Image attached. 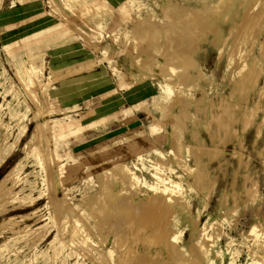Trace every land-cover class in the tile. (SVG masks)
I'll list each match as a JSON object with an SVG mask.
<instances>
[{"label": "rangeland", "instance_id": "obj_1", "mask_svg": "<svg viewBox=\"0 0 264 264\" xmlns=\"http://www.w3.org/2000/svg\"><path fill=\"white\" fill-rule=\"evenodd\" d=\"M215 1L0 0V141L6 137V145H12L11 154L0 165V247L14 232L18 235L0 252V264H60L69 251V261L76 264H211L216 249L221 252L216 264H264V245L253 235L264 232V98H260L264 93V56L258 52L260 45L264 46V28L260 26L264 0H247L244 5L239 0L223 20L211 7ZM179 6L188 14L196 12L193 15L191 11L193 17H189L183 11L184 20L180 21L183 12L179 11L184 9ZM168 10H176V15L172 13L178 19L172 13L173 18L167 16ZM188 17L194 19L187 20L191 27L184 24ZM250 23L254 29L248 27ZM194 30L199 33L192 35ZM188 33L196 39L190 42L193 46L189 43L192 48ZM245 33H252L249 36L254 42L248 35L242 38ZM233 48L239 51L238 57L248 54L245 66L239 59L228 65ZM260 58L255 88L248 82L240 88L238 83L252 67L251 61ZM32 68L36 69V83L28 88L25 80ZM158 99L163 102L155 103ZM109 102H116L115 107L96 111ZM224 107L232 111L231 116L225 115ZM222 121L231 124L228 131L232 134L218 126ZM138 127L139 137H128ZM50 131L54 132L52 138ZM35 141L46 162L43 169L31 153ZM103 142L110 147L100 150ZM74 156L79 158L76 173L70 171L58 178L59 165L64 168L66 163L76 162ZM17 162L23 164L19 173L24 177L19 182L3 179ZM104 164L111 168L106 172L108 180L99 176ZM122 166L125 169L121 170ZM153 167L159 171L155 190L163 196L174 194L179 210L186 209L189 219L177 216L179 210L162 213L147 208L154 190L150 186L154 184ZM244 174L258 181L259 205L240 208L234 218L224 222L221 219L226 211L239 208L245 200L241 188L250 181L244 180ZM88 176L95 182L89 195L84 191ZM31 185L34 189L28 194ZM4 193L7 199L2 200ZM94 195L103 207L95 203L86 217L80 212L81 198L84 196L86 203L85 199ZM28 199H33L30 206ZM106 201L116 206H112L114 210ZM52 202H58L56 209ZM52 207L60 209L59 213ZM10 219L14 225L4 223ZM207 219L212 223L207 224ZM159 222L164 224L158 227ZM255 222L260 225L254 230ZM74 224L79 232L71 236L69 226ZM35 228L44 237L30 238ZM168 232L172 234L166 237ZM80 236L86 238L85 244ZM54 237H71L74 246L61 248L57 244L59 253L54 255L48 245ZM167 240L173 241L176 249L165 250ZM43 254L46 261L40 258Z\"/></svg>", "mask_w": 264, "mask_h": 264}, {"label": "bare ground", "instance_id": "obj_2", "mask_svg": "<svg viewBox=\"0 0 264 264\" xmlns=\"http://www.w3.org/2000/svg\"><path fill=\"white\" fill-rule=\"evenodd\" d=\"M56 3H57V0H54ZM69 1V0H68ZM74 1H76V0H71V2H74ZM241 2H242V5H244V4H246L245 2L247 1V0H240ZM239 0H229V2H227V1H225V0H216L214 3H215V5L213 4L211 7H213V9L215 8L216 10H217V12H218V14H219V16H220V18L223 20L224 18H226L228 15H230V13H232V9L234 10V6H236V4L238 3V2H240ZM70 2V3H71ZM175 2H177V1H175ZM226 2V3H225ZM257 2V1H256ZM178 3V2H177ZM253 3V2H252ZM255 3V2H254ZM264 3V2H263ZM72 4V3H71ZM173 4V3H172ZM241 4V3H240ZM249 4V3H248ZM256 4V3H255ZM255 4H253L254 6H255ZM76 5V4H75ZM178 5V4H177ZM177 5H175V6H177ZM181 6H182V4H181ZM181 6H179V8L178 9H180V8H182ZM185 6V5H184ZM210 6V5H209ZM208 6V8H210V9H212L211 7H209ZM247 6V5H246ZM170 7H174V6H170ZM186 8L188 7V6H185ZM184 7V8H185ZM263 7V6H262ZM184 8H182V9H184ZM185 8V9H186ZM189 8V7H188ZM81 11L83 10L82 9V6H80V8H79ZM78 9V10H79ZM163 9H164V7H163ZM162 9V10H163ZM166 9V8H165ZM165 9L163 10V11H165ZM177 9V8H176ZM185 9L184 10H182V11H179V12H185V14L187 13L186 11H185ZM194 9V8H193ZM246 9V8H245ZM251 9V8H250ZM170 10H173V9H170ZM170 10H168L169 12H167L166 14H167V16H168V13H169V15L171 16L173 13L176 15V13L174 12V11H176V10H174V11H171L170 12ZM219 10V11H218ZM244 10V9H243ZM249 10V9H248ZM263 10V9H262ZM261 10V11H262ZM84 11V10H83ZM192 11V13L191 14H193V13H195L194 12V10H190V12ZM210 11V10H209ZM260 11V12H261ZM173 12V13H172ZM179 12H177V14L179 13ZM184 12L183 13H179V17L181 18L180 19V21L184 18V16H182L181 17V15H184ZM189 12V11H188ZM190 12H189V14H190ZM248 12V11H247ZM246 12V13H247ZM172 13V14H171ZM214 13H215V11H214ZM237 13V12H236ZM245 13V14H246ZM255 13V12H254ZM264 12H261V14H260V16H262V17H264V14H263ZM38 14V13H37ZM173 14V15H174ZM188 13L186 14L187 16L189 15ZM190 14V15H191ZM257 14V13H256ZM65 15V14H64ZM79 15V14H78ZM173 15H172V18H173ZM174 15V16H175ZM185 15V16H186ZM189 15V17H193V16H190ZM194 15V14H193ZM258 15V14H257ZM80 16V15H79ZM186 16V17H187ZM244 16V15H243ZM242 16V17H243ZM260 16H258L259 18H260ZM67 17H68V15H67ZM187 18L185 21H184V24H187L186 26L187 27H191V24L189 23L191 20V18ZM241 17V18H242ZM255 17H257V16H255ZM81 18V17H80ZM170 18V17H169ZM171 18V19H172ZM178 19V17H174V19ZM203 18H205L204 16H203ZM252 18V17H251ZM69 19H71V18H69ZM194 19H195V16H194ZM193 19V20H194ZM196 19H197V16H196ZM195 19V20H196ZM201 19V18H200ZM262 19V18H261ZM184 20V19H183ZM187 20H189V22H187ZM193 20L191 21V22H193ZM208 20V19H207ZM244 20H245V18H244ZM247 20V19H246ZM249 20V19H248ZM256 20H258V18L256 19ZM81 21V20H80ZM197 21V20H196ZM195 21V22H196ZM198 21L199 22H197V24H200V20L198 19ZM240 21H242V20H240ZM250 21V20H249ZM171 22V21H170ZM254 22H255V19H254V21L252 22V25L254 24ZM258 22H259V20H258ZM183 23V22H182ZM189 23V24H188ZM244 23V22H243ZM184 24H182V26L184 25ZM193 25H194V23H192ZM238 24V23H237ZM241 24V23H240ZM255 24H256V22H255ZM254 24V25H255ZM169 25H171V24H169ZM202 25V24H201ZM242 25V24H241ZM247 25V24H246ZM249 26L248 27H250V25H251V23L250 24H248ZM185 26V25H184ZM198 26V25H197ZM200 26V25H199ZM261 26V28H264V21H263V23H262V25H260ZM259 26V27H260ZM173 27V26H172ZM196 27V26H195ZM203 27V26H202ZM231 27V26H230ZM234 27H236V26H234ZM239 27V26H238ZM242 27V26H241ZM240 27V28H241ZM245 27V26H244ZM243 27V28H244ZM194 27L192 26V29H193ZM201 28V27H200ZM239 28V29H240ZM243 28H242V30H243ZM250 28H253L252 26L250 27ZM250 28H249V30H250ZM255 28V27H254ZM253 28V29H254ZM185 29H186V27H185ZM195 29V28H194ZM235 29V28H234ZM189 30H190V32L192 31L190 28H189ZM189 30H188V28L186 29V31H188L189 32ZM197 30V29H196ZM229 30V29H228ZM246 30V29H245ZM249 30H247V31H249ZM258 30H260V29H258ZM257 30V31H258ZM182 31H184V28L182 27ZM203 31V30H202ZM253 31V30H252ZM256 31V30H255ZM232 32V31H231ZM242 32V31H241ZM243 32H244V30H243ZM249 32H251V30L249 31ZM254 32V31H253ZM187 33V32H186ZM194 33H196L195 35H197L199 32H196L195 30H194V32H193V34L192 35H194ZM229 33H230V31H229ZM238 33V32H237ZM188 34H190V33H188ZM187 34V36L186 37H188L189 38V36L191 37L192 35L190 34V35H188ZM235 34V33H234ZM243 34V33H242ZM245 35L246 36H244V37H242V38H247L249 35H252V33H250L249 35H248V33L246 34L245 33ZM248 35V36H247ZM185 36V35H184ZM226 36H228V35H226ZM194 36H192L191 38V40H188L187 42H188V45H189V43L191 42L192 44H193V42H195V37L193 38ZM235 37V36H234ZM236 37H238V36H236ZM188 38H186V40L188 39ZM193 39H195V40H193ZM233 39V38H232ZM235 39H237V38H234V40ZM240 39V38H239ZM238 39V40H239ZM249 41L251 40L250 39V36H249ZM252 39H253V36H252ZM227 40V39H226ZM193 41V42H192ZM243 41H244V39H243ZM245 41H246V39H245ZM251 41H253V40H251ZM233 42V41H232ZM247 42H248V40H247ZM246 42V43H247ZM254 42V41H253ZM190 43V44H191ZM235 44L237 43V42H234ZM239 43H241V40H240V42ZM191 44V45H192ZM251 44V43H250ZM253 44V43H252ZM238 45H240V44H238ZM238 45H236V46H238ZM260 45V44H259ZM258 45V46H259ZM193 46V45H192ZM192 46L190 47V45H189V47L190 48H192ZM233 46H235L234 44H233ZM232 46V47H233ZM252 46V45H251ZM250 46V47H251ZM252 47H254V44H253V46ZM252 47H251V49H252ZM237 49L239 48V47H236ZM243 48V47H242ZM249 48V47H248ZM232 49V48H231ZM180 50V49H179ZM235 50V48H233V53H232V51L230 52V56H229V58H230V60H229V63H228V65H231L233 62H235V61H239V60H241V63L242 64H244V66H245V59L247 58V55L248 54H242L243 56H241V57H238V52H237V50L236 51H234ZM250 50V49H249ZM181 52V51H180ZM247 52V51H246ZM250 52H251V50H250ZM250 52L248 51V53L250 54ZM258 52H259V56L262 58L263 56H264V46H261L260 45V47L258 48ZM221 55V54H220ZM183 58V57H182ZM182 58H180V60L182 59ZM261 58L260 59H255V60H253L254 62H252L251 61V63H252V67H250L249 65V72L247 71V73L244 75V77H243V79L241 80V81H239V83H238V81H237V83L238 84H240L239 86H240V88H244L243 86H244V84L245 83H250V87L251 88H255V80L257 79L256 78V74H255V70L257 71V69H258V71H260L261 69V66H262V61H261ZM239 59V60H238ZM184 62V61H183ZM185 63V62H184ZM183 63V64H184ZM182 64V63H181ZM183 64H182V66H183ZM227 65V66H228ZM180 68V67H179ZM185 68V67H184ZM178 70V69H177ZM245 70V69H244ZM243 70V71H244ZM180 71V70H179ZM198 72V71H197ZM261 72V71H260ZM67 74V73H66ZM181 74V73H180ZM243 75V74H242ZM241 75V76H242ZM256 75V76H255ZM181 76H183V74H181ZM253 77V78H252ZM36 69H30V71H29V73H28V75H27V78H26V80H25V83H26V87H32L35 83H36ZM239 80V79H238ZM235 83H236V81H235ZM175 84H177L176 82H175ZM238 84H236V85H238ZM171 87V96H173L174 97V95H175V90H174V88H173V86H170ZM245 87H247V85L245 86ZM239 88V87H238ZM264 88V87H263ZM179 89H180V87H179ZM259 89V88H258ZM258 89L256 90V91H258ZM262 89V88H261ZM36 90V89H35ZM247 90V89H246ZM246 90H242L243 92H245ZM260 90V89H259ZM263 90V89H262ZM176 91H178L177 89H176ZM239 91V90H238ZM241 91V90H240ZM179 92V91H178ZM260 92V91H259ZM263 92V91H262ZM244 94V93H243ZM247 94V93H246ZM179 95V94H178ZM178 95H177V97H178ZM231 95V94H230ZM258 95H260V94H258ZM176 96V95H175ZM180 96V95H179ZM260 98L262 99V98H264V93H261V95H260ZM174 99H175V97H174ZM161 102H163V100L162 99H158L155 103H161ZM259 102V101H258ZM229 103V102H228ZM227 103V104H228ZM257 104V103H256ZM172 105V104H171ZM222 105V104H221ZM221 105L219 106L220 108H221ZM225 105V104H224ZM224 105H222V107L224 106ZM228 105H230L231 106V104H228ZM228 105H225V106H228ZM235 106V105H234ZM234 106H232V107H234ZM115 107V103H108V104H106L105 106H102V108H100V109H97L96 111H101V112H103V111H108L109 109H112V108H114ZM172 107V106H171ZM237 107H238V105H237ZM241 106H239V108H240ZM252 107V106H251ZM253 107H254V105H253ZM170 108V107H169ZM168 108V109H169ZM228 108V107H227ZM226 108V109H227ZM236 108V107H235ZM256 109H257V107H255ZM226 109H225V107H224V110H225V112H226V114L225 115H227V116H231L230 114H231V110H228L227 109V111H226ZM230 109V108H229ZM233 109V108H232ZM244 109V108H243ZM223 110V111H224ZM246 110V109H245ZM222 110H221V113H224ZM247 111V110H246ZM245 111V112H246ZM252 111H256L255 109H253L252 108ZM95 112V111H94ZM249 112L251 113V111L249 110ZM241 114L242 113H244V112H240ZM248 113V112H247ZM247 113H244V115L246 114L247 115ZM217 114V113H216ZM254 114V113H253ZM243 115V116H244ZM257 115V114H256ZM254 116V115H253ZM240 117H242V116H240ZM226 118H228L229 119V117H226ZM226 118H224L223 117V119H224V121H225V119ZM237 118H238V116H237ZM244 118V120H245V118H247V117H243ZM248 118H250V117H248ZM228 119H227V121H228ZM251 119V118H250ZM262 120L261 121H263L264 120V114H263V116H262V118H261ZM102 120V119H101ZM107 120V119H106ZM106 120L105 119H103L102 120V122H106ZM253 120V119H252ZM19 121V120H18ZM212 121V120H211ZM216 121L218 122V124H219V122H221V115L220 114H218L217 115V117H216ZM215 121V122H216ZM246 121V120H245ZM229 122H232V121H229ZM260 122V121H259ZM45 123V122H44ZM242 123V122H241ZM247 122H245V124H246ZM250 122H248L247 123V125L249 124ZM260 123H262V122H260ZM222 125H218L219 127L220 126H222V127H220L221 129H224L223 130V132L225 131V134H226V132H227V135H228V133H229V128H231V127H229V125H231L230 123H229V125L227 124V125H224L223 124V121H222V123H221ZM252 124V123H251ZM257 124H259V123H257ZM256 124V125H257ZM243 125V123L241 124V126ZM245 126V125H244ZM243 126V127H244ZM20 127V126H19ZM242 127V128H243ZM233 128V127H232ZM246 128V127H245ZM245 128H243V129H245ZM40 129H42V127L40 128ZM140 127H138L137 128V130L134 132V133H131L130 134V136H128V137H131V138H134V137H139V135H140ZM263 129H264V127H263ZM23 130H24V127L22 128V129H20L19 130V132H18V134H20V133H22L23 132ZM43 130V129H42ZM236 130V129H235ZM255 130H256V128H255ZM260 130V127L259 128H257V133H256V135H258L259 134V131ZM231 131H232V129H231ZM242 131V130H241ZM233 132V131H232ZM42 133V132H41ZM234 133V132H233ZM235 133H236V131H235ZM233 134V136L234 135H236V134ZM229 134H232L231 132L229 133ZM53 135H54V132H52V131H50V138H52L53 137ZM173 137V136H172ZM226 137V136H225ZM175 138V137H174ZM173 138V139H174ZM223 138V137H222ZM229 138V137H228ZM232 138V137H231ZM172 138H171V140H173ZM175 140H176V138H175ZM37 142H38V140H36ZM36 141H35V143H36ZM236 141V140H235ZM16 142V141H15ZM173 142V141H172ZM177 142V141H176ZM221 142V141H220ZM6 143H8V142H6V137H3V139L0 141V165L2 164V162L6 159V157L8 156V155H10L11 154V152H12V149H11V147H12V145L10 146V147H8L7 145H6ZM12 144H13V142H12ZM177 144H179V143H176V146L174 147L175 149H176V147H178V145ZM33 145V144H32ZM48 145V144H47ZM172 146H173V143H172ZM196 146H198V145H196ZM108 147H110V146H108V144L106 143V142H103L102 144H101V147H100V150H105V149H107ZM201 148V147H200ZM216 150V149H215ZM219 150V149H218ZM30 151V150H29ZM177 151H178V149H177ZM217 151V150H216ZM31 153L33 154V156L36 158V161L39 163V164H41V166H42V164H43V166H42V169H43V167L45 166V164H44V162H45V160L43 161V159H44V157H42L41 156V152H40V150L38 149V143H36V144H34V146H32V149H31ZM48 157V156H47ZM50 157V156H49ZM75 157V156H74ZM45 159H47L46 158V156H45ZM56 159V158H55ZM75 159L77 160L76 162H69V163H66V165H65V167L64 168H61L60 167V165H59V170L58 171H60L59 173H58V178L59 177H65V176H67L68 174H69V172L71 171V172H73V173H76V168L74 167V166H76V164L78 163V161H79V158L78 157H75ZM137 159H138V157H137ZM48 160V159H47ZM49 160H51V159H49ZM48 160V161H49ZM57 160V159H56ZM240 160V159H239ZM46 163V162H45ZM49 163H51V162H49ZM117 164V163H116ZM57 166V165H56ZM22 167H23V164L21 163V162H17L16 164H14V166L6 173V175L5 176H3L4 178L3 179H9L8 177H10V179L12 178V180H13V182H16V181H18L19 182V180L20 179H22L24 176L22 175V172L21 173H19V171L22 169ZM109 166L108 165H106V164H104V166H102V168H100V172H101V175H99L102 179H103V177H104V179H105V177H106V179L108 180V177L109 176H107L106 175V172L108 173V171H110V169L111 168H108ZM118 168V167H117ZM120 168V167H119ZM125 169V167L124 166H122L120 169L122 170V169ZM151 168V167H150ZM45 169V168H44ZM109 169V170H108ZM153 170H151V176H152V180H153V182H154V184H151L150 186L152 187V189H154V190H152V193L149 195L150 197H148L149 198V201H148V205L149 206H147V208H150L151 207V210H152V212L154 211V210H158L159 212H164V211H166L167 209L168 210H179V207L177 206V203H176V198L174 197L175 195L174 194H168L167 196L165 195V196H163L162 195V193L161 192H158V191H156L155 190V188H157L156 186L158 185V179H159V171H158V169H156V168H152ZM46 170V169H45ZM52 171V170H51ZM57 171V172H58ZM45 172V171H44ZM56 172V173H57ZM65 172H67V173H65ZM113 172V171H112ZM197 172V171H196ZM202 172V171H201ZM110 173V172H109ZM54 174V173H53ZM201 174V173H200ZM60 175V176H59ZM110 175V174H109ZM248 175V174H247ZM56 176V177H57ZM244 176V180H246L247 178L249 179V181H250V183H249V185L248 186H245V185H243L242 186V188H241V194L242 195H244V201H242L241 202V204H240V207L238 208V207H234L233 205V209H230V210H227L226 211V213H225V215H224V213H223V215L224 216H222V221H224V222H229L232 218H234V216L236 215V213H238L239 212V210L238 209H240V208H242V209H244V208H249V207H252V206H258L259 205V202H260V198H261V196H260V193H259V190H258V181H257V179L256 178H249L248 176H246V174H244L243 175ZM52 177V176H51ZM54 177V176H53ZM85 177V176H84ZM200 177H201V175H200ZM87 179H86V184H85V187H84V191H86L85 193L86 194H90V193H88V190H90L91 188H93V186H94V184H95V182H94V180L92 179V178H90V176H88V177H86ZM110 178V177H109ZM46 179H47V177H46ZM100 179V178H99ZM101 179V180H102ZM198 178H196V180H197ZM11 180V181H12ZM60 180V179H59ZM101 180H99V181H101ZM200 180H201V178H200ZM243 180V181H244ZM4 181V180H3ZM6 181V180H5ZM46 181H48V180H46ZM103 181V180H102ZM101 181V182H102ZM106 181V180H105ZM195 181V180H194ZM198 181V180H197ZM44 182H45V180H44ZM52 182V181H51ZM196 182V181H195ZM1 183V182H0ZM48 183V182H47ZM107 184H109V181L108 182H106ZM197 183V182H196ZM2 184H4V183H2ZM103 183H101V185H102ZM160 184H161V182H160ZM53 185V184H52ZM105 185V184H104ZM104 185H102V187H104ZM170 187H171V189H175L176 188V186L174 185V184H168ZM198 185V184H197ZM201 185V184H200ZM210 185V184H209ZM51 186V185H50ZM199 186V185H198ZM202 186V185H201ZM0 187H1V184H0ZM47 187V186H46ZM108 187V185L107 186H105V189L104 190H106V188ZM51 188V187H50ZM210 188V187H209ZM5 189V188H4ZM33 189H34V186L33 185H31L30 187H29V191H28V194L29 193H31L32 191H33ZM47 189L48 188H46V192H48L47 191ZM54 189V188H53ZM53 189H52V192H53ZM9 190V189H8ZM50 190V189H49ZM103 189L101 190V191H103L104 193H108V192H105ZM4 192L6 191V190H3ZM98 191V190H97ZM100 191V190H99ZM98 191V192H99ZM14 192V191H13ZM209 192V191H208ZM1 193V192H0ZM6 193H7V191H6ZM5 194V193H4ZM4 194H2L1 195V198H2V200H4L3 198H6V194H5V197H3L4 196ZM14 195H15V193H13ZM12 194V195H13ZM92 194V193H91ZM98 194V193H97ZM238 194H239V192H238ZM9 195H10V193H9ZM47 195V194H46ZM50 195V194H49ZM88 195H84V196H88ZM99 196H100V192H99V194H98ZM106 195V194H105ZM118 195H120V194H118ZM31 196V195H30ZM84 196H83V198H81V199H83L82 200V203L83 204H81L80 203V205H81V209H80V212H82L86 217H89L90 215V213L88 214V211H90V210H92V207L94 206V204L96 203L95 202V200H98L97 199V197H95V195H94V197H91V198H88V201H87V199H85L86 200V203L84 202ZM9 197V196H8ZM11 197V196H10ZM14 197V196H13ZM48 197V196H47ZM51 197V196H50ZM55 197H56V195H55ZM14 198H16V196L14 197ZM27 198V197H26ZM25 198V199H26ZM29 198H32V197H29ZM63 198H65V197H63ZM99 198V197H98ZM178 198V197H177ZM7 199V198H6ZM13 199V198H12ZM24 199V198H23ZM36 199V198H35ZM100 199V198H99ZM102 199V198H101ZM236 199V198H235ZM1 200V199H0ZM14 200H16V199H14ZM14 200H10V201H14ZM19 201H20V196H19V199H18ZM18 200H16V201H18ZM27 200V199H26ZM29 200V206L30 205H32V200H30V199H28ZM47 200H49V199H47ZM63 200V199H62ZM65 200V199H64ZM148 200V199H147ZM147 200H145V201H147ZM225 200V199H224ZM9 201V202H10ZM23 201V200H22ZM119 201V199L117 200V202ZM121 201V200H120ZM6 202V201H5ZM8 202V201H7ZM6 202V203H7ZM61 202H63V201H61ZM81 202V201H80ZM103 202V201H102ZM232 202H233V200H232ZM19 203V202H18ZM26 203H27V201H26ZM48 203V202H47ZM49 203H50V201H49ZM53 203V202H52ZM51 203V204H52ZM60 203V202H59ZM100 203H101V201L100 202H97L96 204H98V205H100ZM104 203V202H103ZM105 203H107V201L105 202ZM109 203V202H108ZM107 203V206H109L110 208H112V206L114 207V204L112 205L111 203H109L108 204ZM114 203V202H113ZM130 203V202H129ZM0 204H1V201H0ZM2 204H3V202H2ZM1 204V205H2ZM5 204V203H4ZM54 204V203H53ZM56 204H58V202H56ZM56 204H54L53 205V207L56 209V207H55V205ZM95 204V205H96ZM102 204V203H101ZM119 204H120V202L117 204V207L119 206ZM239 204V203H238ZM50 205V204H49ZM105 205V207H106V204H104ZM50 206H52V205H50ZM67 206V205H66ZM78 206H79V204L76 206L77 208H78ZM102 207H103V204L101 205ZM155 206H157L156 208H154ZM235 206H237V205H235ZM53 207H52V209H53ZM64 207V206H63ZM95 207V206H94ZM98 207V206H97ZM116 207V206H115ZM114 207V208H115ZM153 207V208H152ZM68 208V207H67ZM55 209H53L52 211H54V213L56 214V211L58 210V211H60V209H57L56 211H55ZM99 209V208H98ZM113 209V208H112ZM108 210V209H107ZM114 210V209H113ZM57 211V213H59ZM95 211H96V209H95ZM106 211V210H105ZM36 212V211H35ZM35 212H33L32 214L34 215V213ZM69 212V211H68ZM100 212V211H99ZM102 212V211H101ZM50 214V217L49 218H51L52 219V217H54L55 216V214ZM103 213V212H102ZM109 213V212H108ZM169 214V213H168ZM107 215H109V214H107ZM177 216H179L180 218H182V219H189V214H188V212H187V210L186 209H181V210H179L178 212H177ZM263 218V221H264V216L262 217ZM102 219H104V218H102ZM109 219V218H108ZM105 220V219H104ZM166 220V222L168 221L167 219H165ZM165 220H164V222H165ZM11 221V219L10 220H6L4 223H8V225H9V223H13V221L12 222H10ZM170 221V220H169ZM168 221V222H169ZM194 221V220H193ZM104 222V221H103ZM106 222V223H105ZM104 222V225L105 224H108V222L107 221H105ZM259 222L261 223V220H259ZM259 222H255L254 223V230H255V227L256 226H259L260 225V223ZM3 223V224H4ZM206 223L207 224H211L212 223V220L211 219H207V221H206ZM78 224V223H77ZM102 224V223H101ZM160 224H164V223H161V222H159L156 226H158V227H160ZM1 225H2V223H1ZM12 225V224H11ZM13 225H14V223H13ZM12 225V226H13ZM3 226V225H2ZM164 226V225H163ZM210 226V225H209ZM214 226V225H213ZM212 226V227H213ZM217 226V225H216ZM222 226V225H221ZM8 227V226H7ZM9 227H11V226H9ZM71 229H70V234H71V236H73V235H78V232H79V228H76L77 226L74 224V226L72 227V226H69ZM12 228V227H11ZM41 228V227H40ZM40 228H38V229H40ZM193 228V227H192ZM220 228V227H219ZM10 229V228H9ZM42 229V228H41ZM158 229V228H157ZM161 229V228H160ZM194 229V228H193ZM192 229V230H193ZM47 230V229H46ZM155 230V229H154ZM219 231L221 230V229H218ZM13 231H15V230H13ZM169 231V230H168ZM69 232V231H68ZM154 232H156V231H154ZM16 232H14L13 233V235H12V238L10 239V240H8L7 239V241L5 240V242L7 243L4 247H0V252H2V251H4V250H6L7 249V246L9 245V243H11V241H12V243L16 240V239H18L17 237H18V235L17 234H15ZM24 233V232H23ZM32 235H33V237L31 236L30 238H36V237H38V238H42V237H44L43 235H40V233H39V230H37L36 228L35 229H33L31 232H30ZM29 233V234H30ZM42 233V232H41ZM70 234H69V236H70ZM155 234V233H154ZM154 234H153V238H155V237H157V235L156 236H154ZM172 233L171 232H168V233H166V237H168V235H171ZM201 234V233H200ZM45 235V234H44ZM162 235V234H161ZM164 235V234H163ZM253 235H254V237H260V239H261V241H262V243H263V245H264V232H262V233H257V232H254L253 233ZM24 236V235H23ZM22 236V237H23ZM68 236V237H69ZM203 236V235H202ZM151 237V239L153 240V238H152V236H150ZM166 237L164 238V239H166ZM76 238H77V236H76ZM158 238V237H157ZM161 238V237H160ZM205 238V237H204ZM206 238H207V236H206ZM80 240H81V242L82 243H86V238L84 237V236H80ZM79 240V241H80ZM205 240V239H204ZM38 241V240H37ZM150 241V240H149ZM159 241V240H158ZM157 241V242H158ZM76 242V241H75ZM156 242V243H157ZM164 243V242H163ZM209 243H210V241H209ZM61 245V248L63 247H73L74 246V240H73V238H67V239H63V240H58L57 239V237H54V238H52L49 242H48V245L50 246V247H53V250H54V255H57L58 253H59V248L56 246V245ZM173 241H172V244L169 242V240H167V242H165V246H167L166 248H165V250L167 249V251H172L173 249H176V247H174L173 246ZM211 244V243H210ZM175 245V244H174ZM209 245V244H208ZM65 247V248H66ZM77 248V247H76ZM86 251V250H85ZM192 251V250H191ZM87 252V251H86ZM105 253V252H104ZM175 253V252H174ZM169 254V253H168ZM173 254V253H172ZM71 255H72V252L71 251H69V252H66L64 255H63V259L61 260V262H60V264H76L75 262H70L69 261V258L71 257ZM83 255H84V253H83ZM90 255V254H89ZM111 255V254H110ZM92 256V255H91ZM170 256H171V253H170ZM182 256V255H181ZM94 257V256H93ZM166 257H168V256H166ZM40 258H42L43 260H45V258H46V256L43 254L42 256H40ZM173 258H174V256H173ZM172 258V259H173ZM94 259V258H93ZM169 259V258H168ZM172 259H170V261L172 260ZM194 259V258H193ZM219 259H221V252H220V250L219 249H216L215 251H214V254H213V256H212V260H211V264H216V260H218L219 261ZM188 260V259H187ZM2 261V260H1ZM15 261H18V260H15ZM46 261V260H45ZM165 261V260H164ZM175 261H177V260H175ZM175 261H173V262H175ZM190 261V260H189ZM56 262V261H55ZM181 262V263H180ZM180 262H178V263H180V264H186V263H189L188 261H186V263L183 261H180ZM172 263V262H171ZM175 263H177V262H175ZM175 263H173V264H175ZM14 264H16V262L14 263ZM168 264H169V261H168ZM189 264H192V261H191V263H189Z\"/></svg>", "mask_w": 264, "mask_h": 264}, {"label": "crops", "instance_id": "obj_3", "mask_svg": "<svg viewBox=\"0 0 264 264\" xmlns=\"http://www.w3.org/2000/svg\"><path fill=\"white\" fill-rule=\"evenodd\" d=\"M109 103H111V102H109ZM112 103H115V105H116V102H112Z\"/></svg>", "mask_w": 264, "mask_h": 264}]
</instances>
